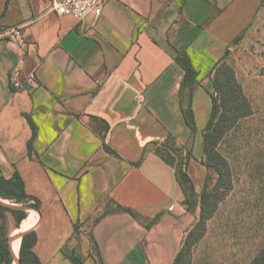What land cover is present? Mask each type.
Here are the masks:
<instances>
[{
	"label": "crops",
	"instance_id": "obj_1",
	"mask_svg": "<svg viewBox=\"0 0 264 264\" xmlns=\"http://www.w3.org/2000/svg\"><path fill=\"white\" fill-rule=\"evenodd\" d=\"M263 4L109 0L98 17L76 22L56 14L50 0H0V174L20 176L38 200V210H28L36 222L24 234L34 231L41 264H74L73 257L81 264H173L196 215L183 203L174 167L155 150L170 137L188 154L191 179L206 169L214 70ZM10 26L25 31L26 48L4 36ZM178 51L199 72L195 131L181 112ZM29 72L34 86L24 83ZM14 241L20 246L21 238Z\"/></svg>",
	"mask_w": 264,
	"mask_h": 264
},
{
	"label": "rangeland",
	"instance_id": "obj_2",
	"mask_svg": "<svg viewBox=\"0 0 264 264\" xmlns=\"http://www.w3.org/2000/svg\"><path fill=\"white\" fill-rule=\"evenodd\" d=\"M230 48L214 70L213 81L228 91L237 84L248 109L243 103L238 110L236 105L223 107L222 92L213 88L219 116L224 113L217 125V156L212 161L220 172L203 167L193 173L196 195L186 206L196 215L194 233L184 243L181 264H249L264 250V4ZM246 111L247 115L237 116ZM163 150L169 154L167 148ZM172 158L177 161L178 154L172 152ZM188 159V154L182 155L184 164ZM205 184L207 199L201 220L200 196ZM20 205L29 207L28 203ZM8 218L13 236L21 223L16 227L12 217Z\"/></svg>",
	"mask_w": 264,
	"mask_h": 264
},
{
	"label": "trees",
	"instance_id": "obj_3",
	"mask_svg": "<svg viewBox=\"0 0 264 264\" xmlns=\"http://www.w3.org/2000/svg\"><path fill=\"white\" fill-rule=\"evenodd\" d=\"M216 13L217 11H215L212 16H214ZM175 60L184 70V76L180 82V88H179V102L181 106V112L186 125L190 128L191 131H195L196 126H195L193 110H192V99H193L194 90L199 84L198 81L199 72L193 67L191 60L188 57V55L185 53V51H178ZM233 86H231L228 91V90H224L222 85H220V83L213 81V88H216L217 90L222 92L221 100L223 103V107H226V105L231 104L233 106L236 105L238 110L239 108L238 106H240L241 103H243L245 107L248 109V104L246 102L245 97L241 94L239 86L235 83ZM233 93H234V97L231 96V94ZM211 97H212L211 112L203 133V153L206 158V160H204V165L207 168L214 167L216 171L220 172L219 167L214 165L212 161L217 156L214 150L215 141L218 138L217 134L219 133L217 125L218 123L220 124L223 121L222 116L224 113L219 116L220 106L217 103V100L214 97L213 93L211 94ZM247 113H248L247 111L242 113L240 112L239 114H237V116L238 117L245 116L247 115ZM28 146L29 148L31 147V141H29ZM163 147H165V149L167 148V151L169 153L168 155L165 154V150H163ZM105 148L110 153L116 154L108 146L105 145ZM155 151L166 163L174 167L175 177L184 193L183 203L187 205V201L191 197L196 195V191L194 190L191 178L189 177L185 169L186 164L182 162L181 150L175 146L173 139L170 140L169 137L165 140V142L161 144V146L157 147ZM172 152L178 154L179 158L177 159V161H174V159L172 158ZM136 164H138V162ZM200 197H201V201H200L201 220H203L204 204L207 199L206 184L202 189ZM0 198L3 200L5 199V200L13 201L17 204L28 203L29 207L35 210H38L39 208L38 200H36L35 198H33L32 196L28 195L25 192L24 182L20 176H15L12 179H5L0 174ZM115 209L125 210L128 213H130L135 219L140 220V215L136 211L130 208L117 206ZM9 215H11L14 218L15 226L19 227L21 221L26 217V212L21 208L0 202V264H13V259H14L9 244V238H10V232L8 229ZM159 216L160 214L155 216L149 222H146L145 226L149 227L150 225H152L154 222L158 220ZM28 228L30 227H24L22 231ZM193 233H194L193 230H190L188 232L183 242V245L181 246V249L179 250L173 261V264H181L184 256V248H183L184 243L188 242V240L191 238ZM35 241H36V235L34 231H29L22 235L20 246L18 248L19 264H41L38 257L32 251V247L35 244ZM11 247L14 254L16 255L17 248L13 240L11 242ZM72 261L74 264H81V260L79 257H73ZM249 264H264V250L258 255H256Z\"/></svg>",
	"mask_w": 264,
	"mask_h": 264
},
{
	"label": "built area",
	"instance_id": "obj_4",
	"mask_svg": "<svg viewBox=\"0 0 264 264\" xmlns=\"http://www.w3.org/2000/svg\"><path fill=\"white\" fill-rule=\"evenodd\" d=\"M109 0H50L51 9L58 15L70 16L76 22H82L89 16L98 17L103 6ZM4 36L11 42L27 47L25 31L19 26H10L4 30ZM20 69L16 68L14 74H19ZM32 86L37 84L34 72H29L25 76V82ZM12 85L16 89H21L23 82L13 80Z\"/></svg>",
	"mask_w": 264,
	"mask_h": 264
},
{
	"label": "water",
	"instance_id": "obj_5",
	"mask_svg": "<svg viewBox=\"0 0 264 264\" xmlns=\"http://www.w3.org/2000/svg\"><path fill=\"white\" fill-rule=\"evenodd\" d=\"M0 202H1V203H4V204L11 205V206H14V207L21 208V209L26 210V211H28V210H34V209L31 208V207L17 206V205H13V204L6 203V202H4L1 198H0ZM23 234H24V231L21 232L20 234H18L17 236H10V238H9L10 248H11L12 254H13V256H14L13 263H15V264H19V254H18V256H16V255L14 254V252H13V250H12V247H11V242H12V240H14V239L17 238V237L21 238Z\"/></svg>",
	"mask_w": 264,
	"mask_h": 264
},
{
	"label": "bare ground",
	"instance_id": "obj_6",
	"mask_svg": "<svg viewBox=\"0 0 264 264\" xmlns=\"http://www.w3.org/2000/svg\"><path fill=\"white\" fill-rule=\"evenodd\" d=\"M36 219H37V215H36V212L32 211L24 220H23V223L21 224V227L20 229H23L24 227H31L34 225V223L36 222ZM17 236V235H16ZM16 241H17V238H15ZM14 241V240H13ZM15 242V241H14ZM16 256H18V253H19V246L16 245ZM15 264V263H13Z\"/></svg>",
	"mask_w": 264,
	"mask_h": 264
}]
</instances>
